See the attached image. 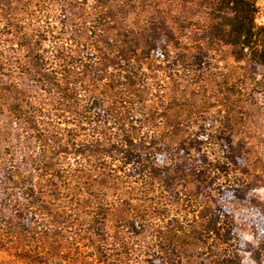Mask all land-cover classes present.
<instances>
[{
    "label": "trees",
    "instance_id": "trees-1",
    "mask_svg": "<svg viewBox=\"0 0 264 264\" xmlns=\"http://www.w3.org/2000/svg\"><path fill=\"white\" fill-rule=\"evenodd\" d=\"M260 1L0 0V185L23 212L17 232L55 215L53 231L88 235L83 263L245 264L250 251L264 264V201L216 183L243 103L264 93ZM220 41L242 79L216 59Z\"/></svg>",
    "mask_w": 264,
    "mask_h": 264
},
{
    "label": "rangeland",
    "instance_id": "rangeland-1",
    "mask_svg": "<svg viewBox=\"0 0 264 264\" xmlns=\"http://www.w3.org/2000/svg\"><path fill=\"white\" fill-rule=\"evenodd\" d=\"M20 5H13L12 13L26 17L25 9ZM44 8L40 12L39 19L47 20L44 13L52 15L58 5H52L46 2L41 5ZM260 11L257 14V21L264 24V1H260ZM37 8V7H36ZM0 16V29H3L5 17ZM0 37H8L7 32L0 31ZM1 41V40H0ZM5 44V43H4ZM220 65L230 70L232 78L242 79L244 71L242 65L237 62L230 46L220 41L212 50ZM260 77L264 70L260 68ZM244 98V97H243ZM246 98V97H245ZM249 110L246 121V133L242 137L232 136V141L236 143L234 150L238 156L233 158L230 166V172L219 170L217 185L223 187L227 183L238 181L243 185L245 197L255 196L264 201V93L257 92L255 99L247 100L243 103ZM212 117H209L211 121ZM216 185V186H217ZM19 207L15 196L9 189L0 185V264H92V260L83 263L79 258H73L74 253L90 251L89 247L84 246V237L88 235H78L73 232V226L67 230H55L57 223L55 215L43 214L37 217L29 216L33 222L36 232L28 230L25 227L21 232H17L19 221H22L23 212L17 211ZM237 222L240 226V232L244 238L253 246H257V240L249 227L244 226V213L249 211L248 205L238 203L233 208ZM61 219V217H59ZM27 220V219H26ZM25 231V232H24ZM83 237V238H82ZM94 255V251L91 250ZM243 261L245 264H253L250 251H245ZM91 259V258H90ZM91 261V263H90Z\"/></svg>",
    "mask_w": 264,
    "mask_h": 264
}]
</instances>
